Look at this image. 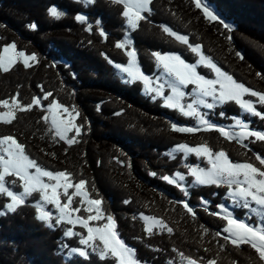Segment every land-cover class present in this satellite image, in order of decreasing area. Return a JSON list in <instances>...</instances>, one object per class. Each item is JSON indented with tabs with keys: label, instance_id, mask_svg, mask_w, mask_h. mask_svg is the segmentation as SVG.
I'll use <instances>...</instances> for the list:
<instances>
[{
	"label": "trees",
	"instance_id": "16d2710c",
	"mask_svg": "<svg viewBox=\"0 0 264 264\" xmlns=\"http://www.w3.org/2000/svg\"><path fill=\"white\" fill-rule=\"evenodd\" d=\"M156 1L152 5L153 13L149 15L152 18L149 19V32L141 34L137 30L131 37L138 55L142 56H139V63L145 74L155 76L158 73L155 61L149 55L153 51L178 53L190 63L198 59L186 45L161 31V25H168L174 31L188 35L190 43L201 44L205 54L239 82L264 91V79L261 78L264 77V67L254 59V54L264 55V0H208L232 26L231 32L218 22L208 21L193 0H166L165 4L158 2L159 5ZM67 3L68 0H0V50L15 42L18 50L41 55L39 63L31 68L19 63L7 73L0 70V99H10L18 92L23 103H29L32 97L43 94L38 87L43 85L63 104L75 105L78 109L82 106L78 123L85 122L86 130L80 138L81 142L71 147L62 141L54 142L47 125L40 121L43 113L38 108L18 112L12 125L0 123V136L17 137L26 146L27 153L43 167L53 171L66 169L73 173L75 180H88L90 189L94 188L93 195L98 192L104 198L107 212L115 216L121 238L136 249V257L143 264H181L180 252L198 261L202 257L200 264H207L209 259H216L218 264H261L250 245L235 248L222 237H216L215 233L221 231L226 222L205 212L204 206L199 203L200 197H204L212 203L209 212L218 211L217 204L231 203L226 198V188H194L191 185L190 197L198 200L194 204L187 198L197 209V217L193 219L182 206L169 203L185 197L179 189L166 184L160 177L171 175L175 170L186 173L181 157L172 161L165 155L178 144L197 146L207 143L216 151H226L234 162L249 161L260 166L255 155L259 153L264 157V142L249 143V151L235 141L225 140L215 131L194 134L172 131L170 122L191 126H195L196 122L163 107L160 99L153 101L145 98L139 82L125 83L118 70L105 59L106 54L115 62L125 63L127 60L124 54L118 57L121 50L114 46L125 35L116 30L120 22L117 16L108 12V17L118 24L113 23L116 29L103 24L109 34L105 41L95 33L97 28L93 27L90 33L75 20L77 11L86 15L92 13L93 19H97L98 15L95 16L94 12L75 0V5ZM26 4H31L28 7L32 8L24 10L22 5ZM53 5L66 14L73 12L70 15L74 18L48 24L44 17L51 19L48 9ZM32 23L37 25L36 30L28 27ZM20 27H25L24 31L19 30ZM58 29L68 31L56 36L54 32ZM47 30L51 31L50 38H39V42L37 37L40 32ZM227 36H231V40ZM142 48H146V52ZM237 52L244 57L243 60L236 55ZM146 54L147 57H144ZM199 72L212 77L208 68L199 67ZM87 89L93 90L92 94L86 92ZM258 110L264 112V106H258ZM221 111L226 115L220 116ZM232 117L251 121V127L264 130V120L244 114L235 103L209 112V118L222 125L233 123ZM101 126L105 128L102 133L99 130ZM52 152L55 157L45 154ZM117 157L123 164L117 163ZM191 160L195 161L194 158ZM152 172H156L157 176H152ZM101 175H105L104 180ZM16 190L20 189L17 187ZM36 198L38 195H33L30 203ZM125 199L131 200V203L124 204ZM5 202L6 198L0 196V206ZM236 211L235 208L236 216L242 219L245 213L237 214ZM140 213L164 218L173 227L174 234L165 232L149 237L144 231L143 221L138 218ZM133 216L137 219L133 220ZM38 221L31 206L0 217V264H68L65 255L60 253V244H73L72 241L63 239L62 228L45 229ZM252 221L258 222L257 217L253 216ZM204 228L208 229L207 235H204ZM221 244L224 251L220 250ZM74 264H116V261L112 258L102 260L93 254L87 261L76 259Z\"/></svg>",
	"mask_w": 264,
	"mask_h": 264
},
{
	"label": "snow or ice",
	"instance_id": "6c2138e0",
	"mask_svg": "<svg viewBox=\"0 0 264 264\" xmlns=\"http://www.w3.org/2000/svg\"><path fill=\"white\" fill-rule=\"evenodd\" d=\"M75 2L94 6L96 0H75ZM112 2L122 6L121 16L126 26L123 39L117 41L114 46L124 52L127 60L126 63L115 62L106 54L105 59L116 70L126 74L128 77L126 83L141 82L145 93L153 100L160 99L163 101V107L196 121L195 126L170 122L172 131L192 134L215 131L225 140L235 141L249 151H251L249 143L264 142V130L251 127V121L232 117L233 123L222 125L209 118L210 111L222 108L228 103H235L243 113L264 120V112L257 107L264 106V91L254 90L239 82L218 66L211 56L206 55L201 44L190 43L188 35L180 34L168 25L160 26L163 33L186 45L198 59L194 63H189L178 53L153 51L151 56L162 75L153 77L145 74L139 63L138 51L131 38V32L138 30L142 21L148 20L153 11L154 0H112ZM193 3L208 21L218 22L224 29L232 31V26L221 17L208 0H193ZM48 14L55 19H61L66 15L55 5L48 9ZM75 20L85 24L86 31L90 33L93 31V24L88 21L86 14H76ZM95 24L99 36L107 41L108 33L102 26V21L97 20ZM28 27L36 30L37 25L32 23ZM227 39L231 40V36H227ZM236 55L243 60L244 57L239 52ZM17 63H22L25 68H31L39 63V58L35 53L27 54L18 50L15 42L5 45L0 50V70L7 73ZM200 66L208 68L213 73V78L201 74L197 70ZM72 75L75 78V73ZM189 85L192 86L191 91H185ZM38 87L43 94L32 97L29 103H23L18 92L10 99H0V109H4L0 111V123L12 125L17 119L18 112L38 108L43 113L40 121L47 125V131L52 134L51 138L54 142L62 141L69 147L80 143V138L86 130L85 122L78 123L81 118L80 110L75 105H65L60 102L53 92L46 91L43 85ZM166 92L169 94L166 95ZM246 97L256 99H246ZM205 109L209 111H203ZM219 115L223 117L226 114L221 111ZM177 153L182 154L185 161L183 167L187 172L175 171L174 175H163L160 178L179 189L185 199L169 201V203L182 206L186 214L196 219L197 209L187 199L190 197V185L226 188V198L234 209L247 210L259 219L258 223L250 224L245 219L238 218L234 210L223 204L216 205L218 211L209 212L211 202L204 197H200L199 203L204 206L205 212L226 222V226L215 233L216 237H222L235 248L250 245L257 253L261 264H264V157L259 153L255 155V160L260 166L249 161L234 162L226 151L223 149L216 151L207 143L197 146H190L187 143L178 144L165 155L175 160ZM45 154L53 157L56 155L54 152ZM193 155L197 159L206 161L207 166L187 163L186 161ZM116 161L123 164L118 157ZM130 166L129 164L128 167ZM150 174L157 176L156 172ZM189 177L192 178L191 181L188 180ZM89 185L90 182L83 178L75 180L73 173L66 169L53 171L43 167L27 153L26 146L17 137L0 136V196L6 198V202L0 206V217L15 214L21 207L31 206L36 212L37 220L50 229L62 228V237L65 241H76L75 245L68 242L60 244V252L65 255L68 264H74L76 259L87 261L93 253L102 260L112 258L116 264H142L136 257V249L130 247L121 238L115 216L108 213L104 207V198L98 192L94 196V188L90 189ZM17 187L19 191L16 190ZM34 194H37L38 198L30 203ZM123 203L130 204L131 200L125 199ZM49 205L55 212L48 208ZM139 218L144 222V231L149 237L165 232L169 235L174 234L173 227L169 226L162 217L140 213ZM132 219L135 220L137 217L133 216ZM77 227L81 230H76ZM203 231L204 235L208 234L207 228ZM220 250H225L223 244L220 245ZM179 256L181 264H200L203 260L202 257L198 261L185 256L183 252H180ZM207 264H218V262L216 259H209Z\"/></svg>",
	"mask_w": 264,
	"mask_h": 264
},
{
	"label": "rangeland",
	"instance_id": "374dc122",
	"mask_svg": "<svg viewBox=\"0 0 264 264\" xmlns=\"http://www.w3.org/2000/svg\"><path fill=\"white\" fill-rule=\"evenodd\" d=\"M37 2L38 1H40V0H36ZM163 2L164 4H165V1L166 0H157L156 1V5H159V3L158 2ZM168 1V0H167ZM112 2V0H96V3H95V5L94 6H85V5H83V4H81L80 3V6H84V7H86L87 8V10H89V11H91V12H94L95 13V16H97L98 15V18L97 19H93L94 17H92V13H89V15H87L88 16V21L90 22V23H92L93 24V27L94 28H97L96 27V24L94 23L95 21H97V20H100V21H102V26H103V24L104 23H106V24H108V26H111L112 25V28H114V29H116V27L114 26V25H116V24H118L117 22H115L112 18H109L108 16H109V14H108V12L110 13V14H112L113 16H117V18L120 20V22H119V29H116L117 31H119V33H120V31L121 32H126V26H125V21H124V18L121 16V12H122V6L121 5H118V4H115V3H111ZM32 3H34V2H31V4ZM31 4H26V5H22V7H23V9L24 10H30L31 8L30 7H28V6H30ZM69 4H71V5H75L74 3H73V0H68V3H67V5H69ZM153 7V6H152ZM78 8V7H77ZM90 8V9H89ZM58 10H60V8H58ZM102 11V12H101ZM71 13H73V12H71ZM71 13H69V14H66L65 16H63L61 19H55V18H52L51 17V19L48 17L47 19H46V16L44 17V20L49 24V23H51V24H57V23H59V22H66V20H72L73 18H74V16H71L70 14ZM77 13H79L78 11H77ZM152 13H153V11H152ZM49 15V14H48ZM41 18H42V16H41ZM149 19H151L152 20V18H151V16L148 18V20L147 21H142L141 22V24H140V27H139V29H138V31H140L139 33H148L149 32V29H150V24H151V21L149 20ZM150 21V22H149ZM46 22H45V25H46ZM113 23H114V25H113ZM81 25H83L84 26V28H86V25L85 24H83V23H80ZM104 27V29H105V26H103ZM23 28L25 29V27H20L19 28V30H22V31H24L23 30ZM98 29V28H97ZM78 30V29H77ZM76 30V31H77ZM106 30V29H105ZM65 31H68V30H66V29H58L57 31H55L54 33H56V36H58V35H60V34H64V32ZM137 31V30H136ZM136 31H132L131 32V37L132 36H134L136 33ZM162 31V30H161ZM163 32V31H162ZM78 33H80V32H78ZM97 35H99L98 34V31H96L95 32ZM50 34H51V31H41L40 32V34H39V36L37 37L38 39L40 38V39H46V38H50ZM74 34H76V36L77 37H79L80 35H78L77 33H74ZM108 36H109V34H108ZM137 37V36H136ZM139 37V36H138ZM137 37V38H138ZM39 39V42L41 41ZM139 46H141L142 47V44H140ZM36 48V47H35ZM39 52L41 51V49L40 48H36ZM143 49V51L144 52H146V48H142ZM121 53H120V55H118V57H120L121 56V54H124V52L121 50L120 51ZM258 53V52H257ZM27 54H29V53H27ZM125 55V54H124ZM149 55H150V57H151V53H149ZM255 56H254V59L255 60H257L258 61V63H262L261 65L264 67V64H263V57H264V55H262V54H254ZM41 56V55H40ZM40 56H38L39 58H40ZM113 56H117V55H113ZM140 57H142L141 55H139ZM144 57H147V54L144 56ZM124 58V57H123ZM148 59V58H147ZM151 60H152V57L150 58ZM150 59H148L149 60V62H152ZM40 60V59H39ZM239 61H241V60H239ZM41 62V61H40ZM126 63V62H125ZM190 63V62H189ZM17 64H19V63H17ZM16 64V65H17ZM206 68V67H203V66H200V68ZM198 71H199V68L197 69ZM224 70V69H223ZM225 71V70H224ZM157 74L155 75V76H159V75H162V73L157 69ZM118 73H119V75L121 76L122 75V80L125 82V80H127L128 79V77L126 76V74H124V73H121V72H119L118 71ZM154 76V75H153ZM154 76V77H155ZM206 76V75H205ZM209 78H213V73H212V77H209ZM126 83V82H125ZM140 84H141V92H142V95L145 97V98H150V100H153L152 99V97L151 96H149V95H147L146 93H145V91H144V87H143V85H142V83L141 82H139ZM191 88H192V86L191 85H189L188 86V88L187 89H185V91H191ZM78 92V91H77ZM86 92H88V93H91L92 94V92H93V90H86ZM167 94H169V93H167L166 92V95ZM246 99H249V97H246ZM157 100V99H156ZM153 101H155V100H153ZM162 101V100H161ZM163 102V101H162ZM259 106V105H258ZM257 106V107H258ZM81 108H82V106L80 107L79 106V109L81 110ZM0 111H4V109H0ZM203 111H209V110H203ZM245 114V113H244ZM176 115H181V114H179V113H177ZM196 122V121H195ZM226 124H229L228 122L226 123ZM104 129L105 128H103L102 126H101V128H99V130L101 131V133L104 131ZM93 141L95 140L94 138H91ZM108 143H111V141H107ZM87 143V142H86ZM89 143H90V141H89ZM98 146V145H97ZM157 157V156H156ZM155 157V158H156ZM179 157H181L182 159H183V156H182V154L181 153H177V158L175 159V160H177ZM192 158H194L195 159V161L193 162L191 159ZM169 160H172L173 161V159L172 158H170L169 157ZM189 161H190V163H192V164H200L201 166H207L206 165V161H204V160H201V159H197L194 155L193 156H190L189 157V159H188V161H186L187 163H189ZM185 163V161L183 160V164ZM175 171H177V170H175ZM175 171H173V172H175ZM186 172H187V170H186ZM103 173V172H102ZM101 174V173H100ZM99 174V175H100ZM98 175V176H99ZM165 175H168V174H165ZM171 175H174V173H172ZM103 176H105V175H101V177L103 178V180H104V177ZM163 176V175H162ZM161 176V177H162ZM191 177H189L188 178V180L189 181H191ZM163 182H165L164 180H162ZM166 184H168L167 182H165ZM169 185V184H168ZM192 186H194V188H196V186L197 187H200V186H198V185H195V184H191ZM190 185V186H191ZM190 190H192L190 187H189V191ZM35 195V194H34ZM37 195V194H36ZM189 199H191L192 200V202L194 203V204H196V202H198V200L196 199V198H194V197H188ZM37 199V198H36ZM212 204V203H211ZM225 206H227L230 210H235L234 209V207H233V205H232V203H229V204H227V205H225ZM48 208L50 209V210H53L54 212H55V210L52 208V206L51 205H49L48 206ZM197 208H199V206H197ZM237 209V211H236V213L237 214H239V212H243V213H245V215L243 216V218L242 219H245L248 223H250V224H256V223H258L259 222V219L257 218V221L258 222H256V223H254L253 221H252V217L254 216L253 214H251V213H249L247 210H245V209H241V208H236ZM146 215V214H145ZM236 215V214H235ZM138 218H139V216H138ZM140 219V218H139ZM38 222H40V223H42L43 224V227L45 228V229H48V227L43 223V222H41V221H38ZM144 223V222H143ZM50 229V228H49ZM76 230H79L78 229V227H77V229ZM72 243L74 244V243H76V241L75 240H72ZM61 253V252H60ZM94 254V253H93ZM92 254V255H93ZM94 255H96V254H94ZM97 256V255H96ZM143 264V263H142Z\"/></svg>",
	"mask_w": 264,
	"mask_h": 264
},
{
	"label": "bare ground",
	"instance_id": "6f19581e",
	"mask_svg": "<svg viewBox=\"0 0 264 264\" xmlns=\"http://www.w3.org/2000/svg\"><path fill=\"white\" fill-rule=\"evenodd\" d=\"M163 185V184H162Z\"/></svg>",
	"mask_w": 264,
	"mask_h": 264
}]
</instances>
